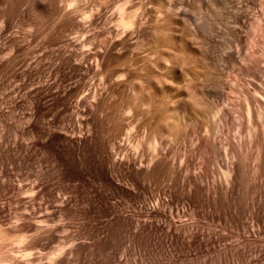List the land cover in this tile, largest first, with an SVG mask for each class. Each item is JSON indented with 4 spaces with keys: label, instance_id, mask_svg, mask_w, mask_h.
Listing matches in <instances>:
<instances>
[{
    "label": "rangeland",
    "instance_id": "374dc122",
    "mask_svg": "<svg viewBox=\"0 0 264 264\" xmlns=\"http://www.w3.org/2000/svg\"><path fill=\"white\" fill-rule=\"evenodd\" d=\"M43 1L10 0L0 18V243L17 256L0 264H264L263 128L253 118L257 132L249 137L240 90L248 83L234 78L221 58L231 26L249 40L252 15L264 0H242L249 9L239 24L228 12L241 0H171L174 12L199 31L188 43L200 51L208 42L217 67L202 83L212 115L192 123L202 136L190 126L182 138L137 103L134 92L146 89L154 91L155 106L161 103L154 74L172 62L145 69L150 77L140 72L157 52L152 44L135 45V26L137 32L115 38L107 33L116 0H77L71 7L67 0ZM140 1L127 6L135 3L140 12ZM143 2L148 11L155 7ZM242 52L257 57L264 74V37ZM129 56L138 64L128 68ZM177 69L165 89L193 84L179 82ZM214 74L225 81L222 89ZM226 141L241 144L239 158ZM232 160L236 169L226 186L223 171ZM198 173L203 191L196 194L187 182ZM212 183L215 193L206 189Z\"/></svg>",
    "mask_w": 264,
    "mask_h": 264
},
{
    "label": "bare ground",
    "instance_id": "6f19581e",
    "mask_svg": "<svg viewBox=\"0 0 264 264\" xmlns=\"http://www.w3.org/2000/svg\"><path fill=\"white\" fill-rule=\"evenodd\" d=\"M75 1H77V0H67L66 6L71 7L75 3ZM131 1L132 0H116L112 4L110 11H109L110 12L109 23L111 25L108 27V29H106L107 33L112 38H115L116 36H118V34L120 32H125V31H130V30L132 31L134 26H135L137 31H138V34H137L138 39H137L135 45L140 47V48H144V47H146V45L152 44V47H150V48L152 49V51L156 50L157 56L155 59L148 61V63L146 65L139 66L140 72L141 71L143 72L145 69H146V71H147V69L158 70L157 68L159 67V65L163 64L166 60H169V61L171 60V62H172L171 63L172 65L168 63L170 66L169 67V66H167L168 64H166L168 61H166L165 64L167 67L165 68V65L163 64L164 65L163 67L165 69L164 70L163 69L158 70L159 73L158 72L155 73L157 75L159 74L160 77L155 76V74H154L155 78L152 77L154 79L153 82L155 81V79H157V78L159 79V81L156 80V81H158L156 84V89H157L158 94L163 97V99L161 100V103L158 104L159 103L158 102L157 103L158 106H155L154 102L157 99H155L156 95H155L153 90H152L153 92L151 91V89H146V90H148V91L145 90L146 92L145 91L143 92V90L142 91L136 90V92H134V96H137V99H138L137 103H139L142 106H145L148 109V112H149L151 118L157 117V118H163V120L165 119L164 120L165 126L169 125L173 130H175L176 137H178V136L180 137L181 134L183 135V133H185L186 131H188V129H190V126H192V128H191L192 131H190V130L189 131L192 132L193 135H197V137L202 136L200 134L202 130H198L199 128L198 129L195 128L196 126L194 127L193 126L194 124L192 125V123H194V120L203 118L204 115L205 116L207 115L205 112L206 110H205L204 104L208 100L204 101V98L208 99L209 96L208 97L205 96L206 91H205L202 83H203V80H207V82H209L208 80L211 79L209 77L213 76V75L211 76V74L213 73L212 71L215 72V70H212L215 67L214 64L212 63V61L214 59L212 60V58H211V56L215 57V56H213L215 52L212 53L213 55H210V52H211L210 48L212 46L208 45L207 41H205V42H207L205 44H203L201 42L202 44H199V47H200V45H202L201 50L198 51L192 45V43H188L187 37H192L194 39L198 38V36L200 35L199 31L191 30L189 28V23L187 22V20L184 19L183 17H181L178 13L174 12V5H173L171 0H153V2L155 3L154 4L155 7L153 9H151L152 8L151 7L149 11L146 10V8H148V7L145 8V6H146L145 2H143V0H142V1L137 3L138 5L140 4V12H138L137 9L133 10L134 9L133 7L136 6L135 3H133L132 6H127L128 2H131ZM235 1L232 0L231 3H234ZM243 1L244 2L246 1L247 3L249 1V2L253 3V5H254L256 0H243ZM243 1L242 0H241V2L239 1L238 4L235 2L234 5H232V10L230 12H228L230 14L229 15L230 18H232L231 23H233V24L244 23L246 18L248 17V9L249 8L247 9V7H245V5L247 6V4H243L244 3ZM20 2L22 4L28 2L29 3V4L27 3L28 5H33V4H37V3L40 5H44L43 0L42 1L39 0V2H35V0H20ZM10 3H11L10 0H0V18H4V16H5L4 7L7 4L10 5ZM10 7H13V6H10ZM29 7H31V6H29ZM248 7H249V5H248ZM158 11L161 12L162 15H158V13H157ZM255 12L256 11H254V13ZM5 13H6V11H5ZM249 13L251 14V12H249ZM146 14H148L149 17H151L150 19H152V22L148 23V21L147 22L144 21V18H146L148 16V15L146 16ZM250 14H249V16H250ZM253 17H254V23L250 24V27H249L250 38L248 41H246L247 39L245 40V38L239 33V29L237 26L233 25L230 27L229 32H228V34L230 36L229 37L230 42L228 44H226L227 46H225L226 42L224 43L223 46L226 48V51H225L223 57H221L222 60L224 62H226V64H228L230 70L235 73L234 78L236 77V78H238V80H239V78L245 79V81H247V83H248L247 87L241 88L240 90H241V93L243 96L242 108H243L244 114H245L247 121H248L247 122L248 123V129L247 130H248L249 137L254 132H257V131H255L256 128L253 127V124H252L253 118H255V117H257L260 120V122H261V123L259 122L260 126H261V128H263V130L260 128V130H262V132L260 131V133L264 134V74L261 75L259 73L261 70L260 69L261 67H259L260 65L258 62V58L257 57L252 58V56L243 54V52H242L243 48H245L246 46L250 50L254 49L255 44H257V41L259 40V37L260 38H261V36L264 37V7H262V9H260L259 12L253 14L252 18ZM133 31H135V30H133ZM137 31H135V32H137ZM257 38H258V40H257ZM195 40H197V39H195ZM196 43L198 45V42H196ZM215 43H213V45ZM216 46L214 45V47H216ZM132 47H133V45H132ZM129 48H131V47H129ZM137 49L134 48L135 52ZM213 49L214 48L212 47L211 50H213ZM132 50H133V48H132ZM144 50H145V48H144ZM144 50H142V51H144ZM148 55L149 54H147V56ZM261 55H264V52L261 53ZM130 56H132V55H130ZM145 57H146V55H145ZM125 59H126V62L125 61L124 62H125V64L127 63L126 66L128 65L130 67L135 63L133 57H130V58L125 57ZM138 59H141V58H139V56H138L137 62H138ZM146 59H148V58L146 57ZM124 62H123V64H124ZM237 62L240 64L238 68L235 67V64ZM136 63H135V65H136ZM141 64H142V62H141ZM177 68H179L181 70V72H180L181 74L179 75V78H180L179 82L181 81V83L185 82L187 84L188 83H193V84L191 86H188V87L179 85V86H177V89H175V90L171 89V88L165 89L166 88L165 85H167L168 79H170V80L174 79L173 78V76L175 75L174 71L178 70ZM215 68L217 69V67H215ZM218 70H220V69H218ZM153 73H154V71H153ZM177 73H179V71ZM217 73H219V72H217ZM143 74H144V72H143ZM145 74H147V75L149 74L150 76H153V74L152 73L150 74L149 71L147 73L145 72ZM147 75H146V77H147ZM219 75H222L221 71H220ZM138 76L143 77L142 74H140ZM175 76L177 77L178 75H175ZM214 76H217V74H214ZM217 78H219V76H217ZM220 78H221V76H220ZM249 78H251V79H249ZM147 80L150 81L149 78H147ZM179 82H178V84H179ZM220 82H221V79H220ZM224 82L222 81L220 83V85ZM150 84H152V83H150ZM150 87L151 86H149V88ZM211 87H212V85H211ZM211 87H209V88H211ZM221 89H222V85H221ZM233 90L234 89H232V91ZM204 91H205V93H204ZM215 91H217V90H214V93H215ZM208 92H209V89H208ZM222 92H224V90ZM233 92H235V91H233ZM209 94L211 97V94H213V92L212 93L209 92ZM226 94H227V92H226ZM226 97H227V95H226ZM224 99H225V97H224ZM171 100H172V102H171ZM209 101H210V99H209ZM176 103H179V106H176ZM217 104L219 105V103H217ZM209 105H210V103H209ZM208 107H211V106H208ZM208 109H207V111H209L211 108L209 110ZM212 109H213L212 111L214 112V114L220 113V108H218V106L214 105ZM208 115H209V113H208ZM210 115H212V114H210ZM206 118H205V120H207ZM220 118H221V120L218 118V121L220 120L219 122L222 123V121H223L222 117H220ZM207 123H209V122H207ZM259 123H258V125H259ZM203 124H201L202 127H203ZM189 131H188V133H190ZM185 134H187V133H185ZM262 137L264 139V136H262ZM180 138H182V137H180ZM204 138H206V136ZM204 138H203V140H204ZM212 138L213 137H211V138L209 137L208 138L209 141L206 138V140L204 141V144L206 141H208L209 143L212 144L213 147H216L215 146V144H216L215 140ZM200 144H203V143H200ZM211 144H209V145H211ZM212 146H211V148H213ZM199 147L201 148L202 145ZM225 147H226L225 148L226 150L228 147H230L229 149H231L232 151L231 150H229V151L231 152L230 154H231V157L233 159L236 156L238 157L237 154H239L241 152V149H240L241 144L231 146V142L226 141ZM231 147H233V148H231ZM149 148H152L153 151L154 150L156 151L158 146L156 143H154ZM204 149H205V147H204ZM202 151H204V150H202ZM206 151H208V150L205 149V152ZM205 156H206V154H205ZM226 156L228 158V155H226ZM240 158H242V157H240ZM169 164L171 165L169 167V169L171 168L170 170H172V168L174 167V165H173L174 163L169 162ZM235 166H236V164H234V161L232 160V162L231 161L228 162V166H227L226 170L223 171V173H224L223 178H225L224 180L226 181V184H227L226 186H229L232 182V175L236 169ZM186 167H188V166H186ZM188 170H189V168H188ZM199 173H202V172H199ZM199 173L196 176H193V177L191 176L187 182L189 189L191 191L196 192V194L198 193L199 190L202 189L201 188L202 186H200V183L203 181L202 176L204 175V173H203V175L202 174L200 175ZM206 189H207V192H211V191L213 193L217 192V187L214 186L213 183L211 185H209ZM226 189H227V187H226ZM202 191H203V189H202ZM225 192H227V191L225 190ZM205 193L206 192H204V194ZM5 246H6L5 243L4 244L0 243V262L1 263L6 262L8 260H12V259L14 260V258L17 257V256H15V254L10 255V254H6L7 252L6 253L3 252L2 248H4ZM23 255L27 256L26 254H23Z\"/></svg>",
    "mask_w": 264,
    "mask_h": 264
}]
</instances>
